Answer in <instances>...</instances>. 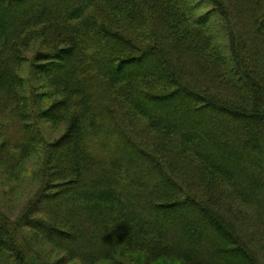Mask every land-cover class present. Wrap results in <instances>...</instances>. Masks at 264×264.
I'll return each mask as SVG.
<instances>
[{
  "label": "trees",
  "instance_id": "16d2710c",
  "mask_svg": "<svg viewBox=\"0 0 264 264\" xmlns=\"http://www.w3.org/2000/svg\"><path fill=\"white\" fill-rule=\"evenodd\" d=\"M19 1L0 0V171L42 157L22 213L0 210V264H49L34 238L78 264H264V0Z\"/></svg>",
  "mask_w": 264,
  "mask_h": 264
},
{
  "label": "rangeland",
  "instance_id": "374dc122",
  "mask_svg": "<svg viewBox=\"0 0 264 264\" xmlns=\"http://www.w3.org/2000/svg\"><path fill=\"white\" fill-rule=\"evenodd\" d=\"M190 1L191 7L194 4H197L198 2H201V0H188ZM187 0L184 1L183 5L186 6V4L189 7V3ZM26 3L25 0H20L18 3V6H22ZM4 8H6L4 6ZM182 9V8H181ZM211 9V6L209 4H206L204 11H207ZM6 12L8 13V20L9 23H12V20L14 19L15 13V7L11 9L6 8ZM197 12V11H196ZM211 29L214 31L215 34H218L219 42L224 47L228 45V40L225 37L226 33H223L220 29V25L216 22H212ZM217 32H216V31ZM38 49V46H34L33 49L28 51L26 53L27 57L32 58L35 51ZM227 50V49H225ZM22 75L28 79L29 83H32L38 87H42L44 85L43 82H41L38 79L32 78V73L30 70V67L27 64H24L22 66L21 70ZM29 85L27 86V89H29ZM47 88H41L40 91L44 92L47 91ZM47 92H52L47 91ZM57 98L53 97L49 103L52 104ZM167 101V102H166ZM172 100H159L156 101L154 105L157 107H163V105L166 103H170ZM39 106V103H38ZM40 108H45L46 104L40 105ZM35 109H37V105H35ZM8 136H12V131L14 130V125L10 124L7 127ZM38 129L40 133L43 135V137L48 142H55L57 139L62 136L64 133H66V124L65 125H59L54 123H49L47 121L40 120L38 122ZM2 142L0 138V143ZM35 147H37V151L35 155L31 156L29 161L26 162V164L23 167V170L17 173H7V169L9 168L8 165L4 164L2 165L3 168H1L0 171V210L4 211L9 216H17L22 213V211L25 209L27 204L30 202V200L34 197L36 193V183L34 181L35 177L32 175V172L35 170V167L37 166V161L41 159L42 157V149L41 145L36 144ZM128 164L124 163V166L126 167ZM240 166V165H239ZM226 167V166H225ZM236 168V167H235ZM234 167L228 168L231 169L230 171L235 170ZM98 193L96 194V196ZM28 230V229H26ZM83 243H86V240H82ZM33 246L34 248L45 258V260L49 264H78L76 261L68 262L67 258L65 256V252L61 249L56 248L54 245H52L49 242H46L44 240H41L40 238H34L33 240ZM97 264H185L183 261L174 260V259H162L158 261H150L144 253H125V254H118L115 256L114 260L112 261H100Z\"/></svg>",
  "mask_w": 264,
  "mask_h": 264
}]
</instances>
